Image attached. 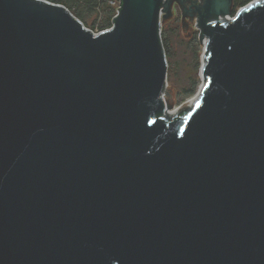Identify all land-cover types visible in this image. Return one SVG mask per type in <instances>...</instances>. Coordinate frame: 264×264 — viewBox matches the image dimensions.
Returning a JSON list of instances; mask_svg holds the SVG:
<instances>
[{"label": "water", "instance_id": "95a60500", "mask_svg": "<svg viewBox=\"0 0 264 264\" xmlns=\"http://www.w3.org/2000/svg\"><path fill=\"white\" fill-rule=\"evenodd\" d=\"M228 2L182 18L202 80L166 110L170 0L94 33L0 0V264H264V0Z\"/></svg>", "mask_w": 264, "mask_h": 264}, {"label": "rangeland", "instance_id": "374dc122", "mask_svg": "<svg viewBox=\"0 0 264 264\" xmlns=\"http://www.w3.org/2000/svg\"><path fill=\"white\" fill-rule=\"evenodd\" d=\"M240 6L237 5L229 16ZM99 20L100 15H89L85 26L93 32L100 31ZM92 24L94 26H91ZM161 27L163 38L165 35L167 37L164 47L167 62L164 98L166 103L171 105L170 108H174L192 94L201 83L204 43L198 37L200 30L198 24H194L189 32L185 31L182 17L177 13L162 19ZM188 89H193V91L186 94Z\"/></svg>", "mask_w": 264, "mask_h": 264}, {"label": "trees", "instance_id": "16d2710c", "mask_svg": "<svg viewBox=\"0 0 264 264\" xmlns=\"http://www.w3.org/2000/svg\"><path fill=\"white\" fill-rule=\"evenodd\" d=\"M52 3L64 5L75 17H77L84 25H86V18L89 15H100V28L101 30L107 28L111 24L112 17L115 13L118 0H47ZM250 0H238L237 5H242ZM91 26H94L92 24ZM161 41L163 48L167 42L166 35L163 38L161 27ZM165 51V49H164ZM192 88V87H191ZM193 89H188L186 94H190ZM190 111H182L179 115L185 116Z\"/></svg>", "mask_w": 264, "mask_h": 264}, {"label": "flooded vegetation", "instance_id": "af4514ba", "mask_svg": "<svg viewBox=\"0 0 264 264\" xmlns=\"http://www.w3.org/2000/svg\"><path fill=\"white\" fill-rule=\"evenodd\" d=\"M206 0H170L171 15L177 13L183 19L188 21L196 20L198 12L201 7L205 4ZM238 0H229L227 9L232 12L237 6Z\"/></svg>", "mask_w": 264, "mask_h": 264}, {"label": "built area", "instance_id": "2783aa9c", "mask_svg": "<svg viewBox=\"0 0 264 264\" xmlns=\"http://www.w3.org/2000/svg\"><path fill=\"white\" fill-rule=\"evenodd\" d=\"M119 2H120V0H118V2H117V7H118V5H119ZM117 7H116V9H117ZM115 12H116V10H115ZM115 14V13H114ZM114 16V15H113ZM112 20H113V17H112ZM112 20H111V24H110V26L109 27H107V28H105V29H108V28H110L111 27V25H112ZM105 29H103V30H105ZM92 31V30H91ZM92 33H94L93 31H92ZM159 33H160V35H161V23H160V26H159Z\"/></svg>", "mask_w": 264, "mask_h": 264}, {"label": "bare ground", "instance_id": "6f19581e", "mask_svg": "<svg viewBox=\"0 0 264 264\" xmlns=\"http://www.w3.org/2000/svg\"><path fill=\"white\" fill-rule=\"evenodd\" d=\"M221 17H228V15L221 16ZM203 39H205V41L203 40V43H205V42H206V38H203ZM167 104H168V103H167ZM169 109H173V108H170V107L166 108V110H169Z\"/></svg>", "mask_w": 264, "mask_h": 264}]
</instances>
